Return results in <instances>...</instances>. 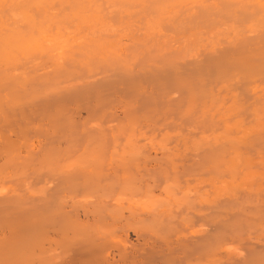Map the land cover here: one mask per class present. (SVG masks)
<instances>
[{
    "label": "rangeland",
    "instance_id": "obj_1",
    "mask_svg": "<svg viewBox=\"0 0 264 264\" xmlns=\"http://www.w3.org/2000/svg\"><path fill=\"white\" fill-rule=\"evenodd\" d=\"M215 1H216V3H215L216 7L213 5ZM218 1L219 0H214L213 4H212L211 0H208V1L204 0L202 2L206 5L207 4L212 5V7H210V8L215 7V9L208 8V10H207L206 6L203 8L200 7L201 10L199 9V7L194 8V10L196 9V11H198L200 16L198 15V13L196 15L195 11H194L195 14L194 13L191 14L193 12V10H190V12H188V14H191L190 17L193 15L197 16V17L194 16L193 21L195 20V23H196L200 20V22H198L199 24L196 23V25H195V23L192 22V20H190V17L188 18V15L185 16L184 19L181 20V21H183L181 27L186 28V30L184 31V28H183V31H182V28H180L181 30H179V32L182 31V32H180L182 35L185 32L184 35L186 36V33H187V36H188L190 33L194 32L196 30L195 32H197V34L200 36V38H203V39H201V41L203 42L202 43L203 45L201 44L198 47V49H196L197 47L195 48L198 53H195L196 51L191 50V49L187 50V53L184 55V57H186V58H184L185 61L181 60L182 61L181 62L178 60L179 63L176 64L175 66L172 65L173 66L172 69H170V67H168L165 62L170 60V59H172L173 61L175 60L174 55L178 52V48L176 46L178 39H173L174 43L171 40L166 42L168 45V46L166 45V48H168V49L165 48V50L170 51V49L172 47L173 48L176 47L177 49L174 48L175 50H173V48H172L171 49L172 52L167 51L168 53L167 52L164 53L165 50L162 49V52H161L162 54L160 55V59H159V57L153 56L154 52L152 53V51H154V50L145 49L146 47L140 48L141 47L140 45L139 46L137 45L138 46V48H137V46L134 45V42L129 41L128 37L133 38L134 39L133 41H135L137 39V37H138L137 40H139V38L142 37L141 33L143 32V30H141L140 24L136 23L135 25L130 26L133 28L135 27V29L128 28L129 31H128V34L126 36L127 38L123 36L121 38L122 40L120 39V41L118 43L119 49L124 51L125 57L127 55V58H128V56H129L128 54L134 52L135 50L139 54L136 56L135 61L133 59L131 61V59L129 57L130 60L127 59L125 62V64H126L129 61L128 65H126L124 68H119L120 66H118V64H117V62H119V61H116V62H113L116 66L113 64L114 66L113 65H112V67L108 66V67H110V68H108L104 64L103 65L99 64V65H101V67L98 65L97 67L92 69L93 71L91 70L90 72H87L83 66L75 65L76 64L75 62L69 64L68 62L63 60L62 62L64 64H62V62H60L58 59H56L57 56L53 57V55H52L51 60H53L55 58L54 61L47 60L49 62L46 63L47 61H44V60H42V62H40L37 59L28 58L27 59L28 61H30V62H31V60H33V61L31 63L30 62L27 63V61L24 60L26 62L25 64H24V62H21V61H20L21 63L15 64V66L17 68L21 67L20 69L18 68L19 70H17L15 68V71H14V67H13L14 65H12L13 70L11 69L10 71H13V74L10 71H7V72L3 71L2 72L3 76L0 74V77L2 76L0 81L3 82L4 80H7L8 83H10V81L14 82V84L13 83H10L11 85L9 84L11 87L7 84L6 85L9 87H6V85L2 86V84H4L5 81L2 84L0 83L1 84L0 96L3 95L2 98L0 97V102L4 98V103L3 102L0 103V104H2V106L0 105L1 106L0 109L4 110L3 113H2V111H0V114H1L0 115V153H1L0 154V184L2 183L1 187H0V190H2V191H0V223H1L0 224V234H1V236H0V258L2 260L4 259L3 262L1 261L2 263H4V264L10 263V261L12 260V256H15L18 253L19 254L21 253V255H23V256H28V254H26V252H29V256L27 257L28 258L27 259L28 264L30 261H31L30 264H34V260H35V264H39L41 262H42L41 264H77V262H78V264H81L79 262L83 263V261L85 262V259H88V262H85V263H90L89 261L91 258L90 259L85 258V256L90 257L89 255H90V253H92V251L90 253L84 252L87 250L85 248L86 247L85 245H83L85 247L76 246L77 248L79 247L78 249L76 248V250H75V247H74V249L69 248L67 250L65 248V250H64L60 246V244L62 243V242H60L62 234L67 231L66 225L69 226V224H71L70 221H74L77 219L75 222L79 221V224H82L81 222H83V225L86 224L85 228L83 226H81V227H83L84 230H87L88 234L89 233L92 234V232H90V231H93V228H96V230L94 229V231L97 232L98 228L95 226H97V225L99 226V224H97L96 222L95 223L97 225L94 224V222H92L93 219L96 220V218L94 215L95 212L91 211L92 210V208H91L92 204L94 206H96L97 203H95V202H98V198H97V200L96 199L94 200L93 198H84V199L81 198V200H80L79 195H77L76 198L73 199V195L70 194V192H71L70 189L72 190V188H73V187H71V184L73 186L75 184V182H76V184H79V182H80V180H77L78 178H76L74 176L75 172L72 171V168L67 167L69 165V161L71 159L75 158L74 156H76L77 154L81 153L82 155L81 154L80 155L82 157L83 155H86V154L88 155V153L90 154V153L95 152L96 150H99L100 156L103 155L102 156L103 158L102 157L101 158L105 159L106 156H109L111 158V156L109 154H112V157H113V155H117V154L119 155L122 152H127V149H130L129 151L132 150L135 153L139 150L137 153L139 155H140V152H141V155L145 153V155L147 157L148 156L151 157L150 161H152V159H154L155 157H157V158L160 157L159 160L157 158H155L158 161V162L156 161L157 163L154 160L153 161L158 165H162V163H164L163 161H165L162 158L163 157L166 158V156H167L166 154H171L173 151H175V149L179 150V148H180V150H182L181 148H184V153H185V155H184L185 156L184 157L185 166L184 167H185V169H184V172H182V174L185 173V174H183L185 176L184 177V180H185L184 181V191H185V194H184L185 195V199H184L185 200L184 201L185 202L184 203V220H185V222H184V225L185 226H183L184 227L183 230H182V228L180 230L179 225H178L179 227L176 228L177 232L181 231V233H176V234H178V235L182 234L183 235L185 233L184 234L185 235V237H184V240H185L184 250H182V253L185 254V255H183L184 256V264H264V164H263L264 163V161H263L264 160V131H263L264 126L260 125V122H259L256 124H259L260 127L263 126L261 128L262 131H260L261 129L259 130L260 127L256 130L253 129L254 128L253 127L254 121L255 122L262 121V123L264 124V117H263V119L257 120V121L254 120L252 117V115H253L252 113L256 114L257 112H258V114L264 116V87H263L264 86V54L261 53L262 56H260L261 54L258 55L259 53L254 51V50L258 51V50L262 49L264 52V30H262L263 25L260 27L259 25H261V24H259L258 25L259 27L257 26V28H255L253 30V31L256 30V32H252L253 34H250L251 31L246 29V26H244V24L247 25L249 22H251L250 21L251 18L256 15V11H255V15H253V16L251 15V14H253L254 9H251V11H252L251 12V11H246V10H250V9L244 8V10L247 12V13H245V16H244L243 15L244 13H242V12L237 13V11H236V13H235V9H237V8L234 5H226V7H224V9H223V7L219 8V5L221 6L222 4H220V2H218ZM217 4H219V5H217ZM218 8L220 9L221 12L217 10ZM231 8H232V10H231ZM222 10H224V11H222ZM211 11H213V12H211ZM232 13L233 14L235 13V14L233 15ZM142 14L143 15L147 14V10L142 12ZM135 16L137 17L138 15H135ZM169 16H170V13H168L166 16L167 22L171 21ZM198 16L200 18H198ZM112 17L116 18V16H112ZM112 17H110L108 19H111ZM236 17H239V19L238 18L236 19ZM113 18L110 20V22L116 20V19L113 20ZM188 19L190 20V22H192L191 24L188 23L189 22ZM197 19H198V21H197ZM233 20L236 22L232 23ZM241 21L244 23L243 25H242ZM252 21H253V19H252ZM193 23H194V25H193ZM209 23H211V25L212 24L213 25L209 26ZM167 24H169V23H162V25H161V31L163 33L161 31L160 32L162 33L163 36H164V33L168 32L167 30H172L170 24L169 25H167ZM184 24L188 27H186ZM232 24H233V27H236V30H234V33L236 35L235 37L233 35H231V32H230V25L232 26ZM137 25H139V26H137ZM190 25H193V26H191L192 28L196 27L197 29L193 28V31H192V28L190 27ZM226 25H228V26H226ZM221 26L225 30L224 29L222 30ZM247 26H249V25H247ZM226 27L228 30L226 29ZM243 27H245V28H243ZM213 28H215L214 31L217 30L220 32V34H217L219 32L214 33L217 35L212 34L213 36H215V38L212 35L208 34L211 30H213ZM242 28L246 29L247 32H245V30H243ZM260 28L262 31L261 30L257 31ZM21 29H24V28L22 27ZM139 29H140V33H139ZM209 29H211V30L209 31ZM240 30L241 31L243 30V31L239 32ZM198 31H200V32H198ZM205 31H206V33H204ZM134 32H135L136 36L133 35ZM169 33H171V32L169 31ZM166 34H168V33H166ZM227 34H228V36L234 37L236 39L231 38L232 40L230 39V43L226 39L223 40V37L226 36ZM162 35H160L159 38L156 37L158 40L157 44H160L162 42V40L164 39ZM219 35H220V37H219ZM261 35L263 37H261ZM187 36H186V38H187ZM211 36L213 37V39ZM160 37H162L163 39ZM204 38H208V39H206L209 42L208 43L206 41L208 44L205 43ZM112 39H113V37H112ZM219 39H220V41L218 42ZM237 40H239L238 43H237ZM257 40H260V41L258 42ZM188 41H190V40H188ZM127 42H128V44H127ZM135 43H137V42H135ZM169 43H171V44H169ZM132 44H133V46H132ZM253 44H254V46H253ZM260 44H262V46ZM170 45H172V46L170 47ZM204 45H208V46H205L206 48L204 47L205 48L204 49L203 48ZM212 45L213 46L216 45V48L213 47ZM259 46H261V47H259ZM169 47H170V49H169ZM231 47L233 48V50ZM79 48L80 47H77V46L74 47V49H79ZM235 48H237V49H235ZM131 50H132V52H130ZM150 50H151V53L149 52ZM211 50H215V51L210 52ZM145 51H147V52H145ZM243 51L244 52L246 51L248 54L250 53L248 55L249 56L248 58H247V54H246V56L244 55L245 57H243V54H242ZM253 51L255 54L256 53L257 54L253 55V53H252V55H253L252 56L251 52H253ZM140 52L141 53L145 52V54L143 53L145 55V57L142 56L143 54H141ZM259 52H262V51L260 50ZM169 53H171L170 54L171 57H170V55H168ZM236 53H237V55H236ZM234 54L236 56H234ZM200 55L201 56L203 55V56L200 57ZM231 55H233V56H231ZM151 56H153V57H151ZM149 57H151V58H149ZM187 57H189V58H187ZM232 57H236L237 59L234 60L235 58L232 59ZM256 57H258V58H256ZM259 57H261V59H259ZM224 58H229V59L231 58V60H229V59L226 60ZM245 58H247V59L245 60ZM238 59L239 60L243 59L244 61H246V65H245V62L244 63L242 61H240V62L243 63L245 66H248L247 67L248 71L246 72L247 73L246 76L249 79L248 78L243 79V77L245 78V75L243 77H241L242 76L241 72H240L241 76H239V77L236 76V77H238V79H237L235 77V75L237 73L236 74L234 73L235 75L233 74L234 77L232 76V78H235L236 80L235 79L234 80L227 79L228 81L226 82L227 84L225 85L226 88H224L225 86H223L224 84L222 83V81H223L222 77H224V75H222L220 77L219 71L224 70L223 74H225L224 72L227 69L228 70V71H226V74H227V72H230V70L234 68V71L236 70V72H237L238 69H235L236 66L234 67V65H236L238 63ZM252 59L253 60L257 59V60H255V62L258 61L257 62L258 65H257V63H253ZM37 61L40 62L41 64L40 63L37 64L38 63ZM224 61L227 62V64L224 63ZM44 62H45V65H44ZM55 62L57 64H60V66L55 65L56 64ZM150 62H151V64H149ZM247 62H248V64H247ZM51 63L53 65H51ZM152 63L157 64V65H153ZM222 63L226 66H224ZM35 64H37V65L35 66ZM23 65H25V66H23ZM31 65H32V67L35 66L36 68L35 67L32 68ZM50 65H51V67H48ZM244 65L241 64V66H244ZM22 66L23 67H30V68L24 69L25 70L24 72H26V70H28V73H26V76H25V74L23 75V73H22V71H23ZM127 66H129V67H127ZM238 66H240V65H238ZM241 66L238 68H243ZM249 66H251V67H249ZM57 67L59 69H60V67L65 68V69H63V70L61 69L62 71H60ZM116 67H117V70H116ZM161 67L163 69H161ZM209 67L211 69H209ZM254 67H257V68L254 70L253 69ZM0 68H2L1 70H4L3 66H1ZM6 68L10 69L11 67L10 68L6 67ZM197 68H198V70H197ZM29 69H33V70L35 69V70L29 71ZM54 69L55 70L58 69V72L59 71L60 72L57 73V71H56L54 73V71H53ZM119 69H120V71H119ZM165 69H166V71H165ZM173 69H175V70H173ZM205 69L206 70L208 69V70L206 71ZM249 69L253 72L249 73ZM1 70H0V73H1ZM50 70L53 72H51ZM245 70H246V67H245L244 71ZM259 71H261V72H259ZM8 72H10V74H11L10 76H12L13 79H12V77L7 78V76L9 77V75H7V74H9ZM255 72H257V73L259 72L261 74L255 75ZM29 73H30V75H29ZM253 73H254V75L250 76V74H253ZM31 74H33V76H31ZM197 74H198V76H197ZM231 74H232V72H231ZM107 75H108V77H107ZM258 75H260V76H258ZM14 76H16V78ZM229 76H231V75H229ZM30 77H31V82H30L31 84L29 83L28 85H30V86L26 87V88L30 87L29 88L30 93H29V91L26 88H24V86H25L24 84L25 83L27 84L29 82L30 79L27 82V78H30ZM32 77H35V78H32ZM157 77L159 79H157ZM54 78L57 80H55ZM178 78H180V79L182 78L181 81H185L186 84H184V86L189 84L190 88L192 87L190 90L192 92H194V94H195V95L193 94L194 97L197 94H199V95H197V98L198 97L199 98L198 99L195 98L194 102H193L196 104L192 103L197 108L195 106H193V108L190 107L192 110H195V111L190 110L192 112H190L189 114H187L188 112H186L185 108L187 107L186 105H188V103H187L189 100L188 96L190 95V94H188V92L190 93L191 91L184 92V90H188L189 88L183 89L181 91V88H178L179 86H177L178 84L177 85L174 84V83H176V81L177 82H178V80L180 81V79H178ZM240 78H241V80H239ZM250 78H251V80H250ZM43 79H45L47 81L48 80L50 81V79H51V81L49 82V84L51 86L49 87L48 86L49 84H47V86L49 88H46L47 86L44 84V83H48L47 81H40ZM69 79H71V80H69ZM24 80H25V83H24ZM33 80L34 81L36 80L37 83L34 82ZM60 80L64 81V82H61ZM201 80L204 82H201ZM38 81L42 82V83L39 82V87L42 85L41 86L42 90L40 91L39 88H37L39 92H37L35 90V88H32L33 84L35 87H38ZM58 81H60V83ZM20 82L22 83L23 87H21ZM57 82L59 83V86L55 85V84H57ZM232 82H234V83H232ZM52 85H54V86H52ZM41 87H40V89H41ZM222 87H223V90L221 89ZM231 87H233V88L231 89ZM51 88L53 89V91L52 90L48 91L49 92V94H48L46 90L47 89L49 90ZM177 88L180 90H178ZM3 89H5L7 91L4 92ZM13 89H15V90L13 91ZM19 89H21V90H19ZM137 89H139V90H137ZM193 89H197L198 91L197 90L195 91ZM229 89L231 90L232 93L230 92ZM250 90H252V91H250ZM20 91H22V92H20ZM18 92L21 94H19ZM44 92H45V94H44ZM213 92H214V94L212 95ZM12 93L14 95H16L15 99H14V96H12L13 95ZM31 93H32V95H35V97L32 96ZM163 93H164V95H163ZM230 93H231V95H234V96L237 95L236 96L237 100L234 99V100H236L235 103L238 101V103H240V104L237 103L238 107L239 108H240V106L242 107L240 109L241 112H238L239 114L237 115V118L234 117L237 114V113H235V115H234V110H233L234 108L233 109L230 108L231 106L229 105L232 102L231 99H233V97H234V96L231 97ZM5 94H8V95L11 94V95L8 96ZM41 94H42V96H41ZM47 94H48V97L45 98ZM25 95H26V97H25L26 100L24 99ZM205 95H207V97ZM209 95H212V96H209ZM18 96H19V98L21 97L20 101L22 100L21 101L22 103L26 102L27 105L25 103V104H23V106H21L22 104L18 100ZM204 96H205L206 100H205ZM213 96H214V99H212V100L214 101V103L212 105H214V106H212L213 107V109H212V107L210 106L212 101H208V99L211 100V98H213ZM9 97L11 100H9ZM33 97L35 100L32 99ZM41 97L43 98V100L41 99ZM223 97H224V99H222ZM38 98H40L39 100H41V101H37ZM16 99L19 102H16ZM225 99H226V101H225ZM257 99H258V101H257ZM205 101H206V103H205ZM9 102H10V104H9ZM29 102H30V104H29ZM207 102L210 103L209 106H207L209 104V103L207 104ZM7 103L9 104L10 107L7 105ZM11 103H13V104H11ZM3 104H5V105H3ZM15 104H17V105L21 104V105L16 106ZM189 104H190V102H189ZM180 105H181V107H180ZM13 106H16V107H13ZM217 107L218 108L220 107L219 110L221 112L224 111L226 114L233 116V117L230 116V119L228 118V120H226V121L224 120V122H226L225 125L228 127V128L226 127L228 130L225 128L224 129L227 131H225L223 129V127H224L223 123L224 122H222L221 119H220L221 121H218L219 119H217L218 116H219V118H223V116H226V115H223L224 112H222V114L220 112L221 116L223 115L222 117L220 115H218L219 112L217 114L216 113L217 111L215 110V109H217ZM225 107H227V109H225V110L229 113H227L224 110ZM18 108H20V109H18ZM198 108L200 109V112H199ZM221 108H222V110H221ZM201 109H203V110H201ZM14 110H15V112H14ZM187 110H189V109H187ZM210 110L211 111L213 110V112H215L217 114V116L215 113L209 112ZM256 110H257V112L255 113L254 111H256ZM182 111H184L185 115L182 114ZM201 111H203V113L205 115H207L206 117L204 115V117L206 119L203 116H202L203 118L201 117V114H200V113H202ZM206 112L208 114H206ZM14 114L16 117L13 116ZM105 114H106V116H105ZM182 115H183V117H182ZM238 116H240V117H238ZM225 118H227V116ZM232 118L241 119L240 123L242 124V126H241V124H239L238 120H236L238 122V125H236L237 122H236V124H234L235 121ZM260 118H262V117H259L258 119H260ZM232 122H233V124H232ZM229 125H230V127H229ZM69 126H71V127H69ZM232 126H233V128H231ZM122 127H123V129H122ZM239 127H240V129H242V128L248 129V127H251V128L253 127L252 129L254 131L252 130V132H251L249 129V131H247L245 133L246 137H243L244 133L242 135V132H241L243 130L239 131ZM221 128L223 129V131H225V133L222 131ZM238 131L241 132V134L238 133ZM209 133H210V135H209ZM211 134H214V137L219 135L218 139L221 140L223 144L219 143L218 142L219 140L215 139L214 143L218 142L217 144H219V145L221 144V145L218 147L216 145V146H214L215 147L214 148L213 147L214 144L212 143V140H211V144H213V145H210L208 140H210V138H212ZM204 135H206V136L209 135L210 138L208 136H207V139L209 138L208 140H206V137H205V139L202 138ZM252 135L256 139L254 137H252ZM247 136H249V138ZM131 138H132V140H131ZM201 138L203 141L205 140L204 145H208V143H209V147H212V148H210V149L204 148L203 147L204 145L202 144L203 142L202 143L199 142L201 140ZM237 138H239V139H237ZM242 138H246V139L244 140ZM259 138H261V139H259ZM91 139H93V140H91ZM125 139H127V140H125ZM235 139H237V140H235ZM206 141L208 143H206ZM238 141H240V142H238ZM255 141H256V143H254ZM261 141H262V143H261ZM74 142H75V145L73 144ZM105 142H106V145H105ZM193 142L194 143L198 142L199 145H200V143L202 145L200 147H198V143H197L196 144L197 147H195ZM190 144L192 146L186 148V146H189ZM237 145H239V146H237ZM99 147H100V149H98ZM11 148H12V150H11ZM17 148H18V150H17ZM260 148H262V149L260 150ZM215 149H216L217 153H215L216 152ZM239 149H240V151H239ZM76 150H78V151H76ZM92 150H93V152H92ZM168 150L170 152L171 151L172 152L170 153ZM11 151H13L12 153H14V156H12V153H8ZM162 152H163V154H162ZM104 153L107 154L105 157H104ZM212 153H214V154L212 155ZM223 153H225V154H223ZM229 153H231V155H229ZM9 154H11V155H9ZM154 154L157 156H155ZM145 155H142V157H144ZM146 156H145L146 159L145 158L140 159V162H141V160L143 161V163L141 165V166H143V170L145 169L144 165H145L146 161H148L147 159H150V158H147ZM224 156H227V157L229 156V159H226L227 157L224 158ZM238 156H240L241 158ZM71 157H73V158H71ZM152 157H154V158H152ZM208 157H210V158H208ZM237 157L242 160V162H241L242 166L239 163L240 159L238 161ZM219 158H221V159H219ZM108 160H110V159L108 158ZM221 160L222 161H226V160L229 161V164L231 165L230 169L233 168L234 170L231 169L229 171V169H228L229 167L227 164H226L227 165V167H226L227 169H226L225 168L226 165L224 166L222 164L223 162ZM230 160H231V162H230ZM232 160H234V162H232ZM243 160L246 163L249 162L247 165L248 166L250 165V166L249 167L246 166L245 165L246 163ZM101 161H104V160H101ZM105 161H106V159H105ZM159 161H162V162L160 163ZM194 161H196V162H194ZM260 161H261V163H260ZM104 162H102L103 164H101L102 167L100 166V168L103 169L102 172H104L105 174L108 173L107 175L110 177L114 176L113 178H117L120 175L117 173L120 171L115 169V167H114L115 164L113 162L108 161V162H110V166H107V165L103 166ZM106 162H105V164H106ZM237 162H238V164H237ZM243 162H244V165H243ZM9 163L10 164L12 163V164L10 165ZM155 163H153V162L151 163L148 161L146 166H145L146 172H147V170H150L149 166H152ZM232 163H234V165H232ZM63 165H65V166H63ZM237 165L238 166L240 165V167H238V168L236 167V169H235V167H233V166H237ZM63 167H64V169H62ZM59 169H61V170H59ZM232 170L234 172H231ZM138 171H140V170H138ZM237 171L239 173H236ZM73 172H74L73 176L75 178L72 176ZM152 172L153 171H151V174H152ZM246 172H247V175H249L251 177L246 176L245 175ZM120 173H122V172H120ZM142 173L144 174V176H146L145 172L142 171ZM155 173H157V172H154L153 174H155ZM249 173H251L252 175ZM59 174H61V176ZM134 174H136L137 177L139 176L138 173H134ZM143 174H142V180L145 179L146 184L150 185L151 184L150 182H152V180H154L153 178H151V177H153V174L150 177V179H152V180H150L147 177L143 179V177H144ZM146 174H148V173H146ZM123 175H125V174L124 173L121 174L117 178V181H119L122 177L124 178ZM244 175L246 176L245 179L248 180L250 178L249 179L250 182H248V181L246 182V180L243 182V180H244L243 176ZM140 176L138 177L139 178L138 181L134 182V183H136L135 185L139 184V182L141 181ZM154 177L156 178L155 175H154ZM73 178H74V180H71ZM123 178L121 180H125V178L124 179ZM251 178H252V182H251ZM156 179H158V178H156ZM156 179L154 181H157V183L153 182L152 183L153 185L151 184V187H152L151 192L146 191L147 193H149L148 194L149 196L152 195L151 193H153V197L157 196L156 194L158 193V189L156 191V188H157L156 186L159 187V184H158L159 180H156ZM3 182H5V183H3ZM70 182H71V184H70ZM122 182L120 181V183H122ZM245 183L246 184L248 183V184L246 185ZM253 183H254V185H253ZM21 184H22V186H21ZM80 184H81V182H80ZM243 184H244V186H243ZM68 185H70V186H68ZM224 185H227V187L226 186L224 187ZM114 186H116V184ZM114 186H112L113 192L110 193L111 195L109 193H107L106 197L107 196H109V197H107V199H106V197L104 196L106 199L105 201L102 198V201H104V203L105 202L107 203L106 206H104V204L102 206H104V208L106 207L107 210H109V211L113 208L112 209V210H114L113 212H115V210L118 209V211H117L118 217L116 216L115 213H114L115 214L114 215L112 212L111 213L113 215L108 214L109 212L105 211V209H104V211L103 210L102 211L104 212L103 213L104 219H105V217H107L106 216V214H107V215H109V218H111V216H113V218H115L117 220L115 221V219H113V218H111L110 221L106 220V222H105V220H97L101 224L100 226H102V223L105 222V225L107 227L109 223L111 224V221H112V223L115 221L116 224H114V223L113 224L116 225V227L118 225L117 224V222H118L119 223L118 227L121 226L120 228L121 229L123 228V230H120V228L119 229L116 228L120 231V232H116V233L117 234L119 233L118 235L121 234V236H122L121 238L126 241V243H127V244H125L127 246L126 251H124V245L122 244V246H123V248H122V246H120L116 242V239H114V241L112 242L114 244H112V245L113 246H116V245L120 246L122 249H120L118 246H117V249L119 248L120 251H123V253L127 254L129 252V254H127V257L130 256L128 259L132 262L129 264H134L133 262H135V264H153V263H151L152 259L157 264H160V263H158L160 258H161L160 260L162 261L161 264H167L166 260H167V258H168V260L171 259L170 257L173 254V252H172L173 250L170 251L171 250V248H170V250L167 252L166 248L165 249L163 248L164 251L158 249V251L159 250L162 251V253L159 254L160 252H157V250H156L157 248L153 247L155 249L151 250V252H149L148 250H150L152 248L149 244V243H152L150 241L153 240V243H154V241H155L154 239H156V237L153 238V234L155 232L154 233L149 232L151 234V237H150V234L148 236L146 234L150 230L149 228H148L149 230H147V232L141 231V235L143 236V233H144L146 237H145V239H142V240L140 239L141 240L140 241L138 238L141 235L140 236L137 235L139 233H136L135 230L133 229L135 225L133 227H131L132 224L138 225L137 222H138L139 216H141L142 214H144V216H145V214H148V212H146L145 209L141 210V207H142L141 205L143 203L142 204L139 203L138 206L137 205L134 206V204L130 205V203L128 204V202H130V200H128V201L123 200V201H121V203H119L120 201L115 203L114 199L116 197L115 196L116 193H114V191H116V189H114L115 188ZM9 187H11L10 190L8 189ZM74 187L76 188L79 186L77 185ZM120 187H118V188L120 189ZM154 187H156V188H154ZM119 189L117 192H119ZM140 189H141V187H140ZM147 189H151V188H147ZM260 189H261V191H260ZM153 190H155V191H153ZM142 191H139V192H142ZM3 192H4V194H3ZM79 192H80V190L78 189L77 193H79ZM154 192L156 193L155 196H154ZM112 194H115V195H112ZM191 194H193V195H191ZM70 195L72 196V198L70 197ZM15 196L18 198H16ZM87 199L89 201H87ZM137 199L138 198H135L134 200H137ZM71 200L73 203H71ZM142 200H144V199H142ZM100 201H101V199H100ZM140 201L141 200H139L138 202H140ZM90 203H91V206H90ZM98 203H99V205L101 204L100 202H98ZM58 205H60V206L58 207ZM159 205H161V204H159ZM162 206L163 205H161L160 207H162ZM135 207H137L138 209ZM146 207L149 210L150 207H148L146 205L144 208H146ZM100 208H101V206H100ZM131 209H133V210H131ZM84 210H86V213ZM87 210L93 212V214H90L91 212L88 213ZM130 210L132 213L129 212ZM150 210H149V213H150ZM133 211H136L137 215H139V213H141V214L136 218H132V217H135V215H136V213L134 214ZM50 212H52V213H50ZM1 213H3V214H1ZM128 213H131V214H128ZM85 214H88L87 216H89V214L91 216L94 215L93 219H91L92 218L91 216H89L87 218L85 216ZM99 214H101V213H99ZM2 215L6 216V217H4ZM101 215H100V217H102ZM120 215H121V217H120ZM127 215H129V217L125 218V216H127ZM97 216L99 217V215H97ZM144 216H142V217H144ZM103 217L99 218V219H103ZM119 218H121L122 220L124 218L127 221V223H128L129 219H132V223L129 221V223L127 224V223H125V221L123 222L122 220H119ZM145 218H148L149 220H151L150 219L151 215H150V217L147 215V217H145ZM48 219H50V220L48 221ZM134 219L137 220V222ZM133 220L135 223H133ZM84 222H85V224H84ZM45 223H47V224H45ZM63 223H64V225H63ZM90 223H92L91 226H94V227H92V230L89 231L88 229H91V228H87L86 226L88 224V227H90L89 226ZM141 224H143V223H141ZM147 225H151L153 227L152 223L149 224V222H148ZM114 228L115 227H112V229H114ZM109 229H110V227H109ZM109 229H106V230L109 231ZM112 229H110L109 232L114 233L115 231H118L115 229H114V231H112ZM28 230H30V231H28ZM84 230H82V231L84 232ZM94 231H93V233H94ZM123 231L126 233L123 234L124 233ZM182 231H183V233H182ZM160 232H161V230L158 233L154 234V236L159 234ZM162 232H165V234L160 233V234L164 235L162 237H168L171 234H174L175 237L172 236L173 237L172 239L176 238L175 240H177V236L175 235V233L170 234L169 233L170 231L169 232L168 231L167 232L162 231ZM116 233H115V236L117 235ZM91 234H89V236H91ZM93 235L97 236L98 234L95 233ZM93 235L91 237H93L97 243V241H98L97 239L98 238L100 239L101 236L94 237ZM11 237H12V239H11ZM91 237H90V239H91ZM125 237L127 239H125ZM136 237H138V238H136ZM148 237L151 238L150 241H148L149 240ZM158 237L159 236H157V238ZM8 238L11 240H9ZM7 239L9 241H7ZM143 240L145 243H146V241H148L146 243L147 246L145 245ZM175 240H173L172 242H174ZM33 241H34V243H33ZM156 241H157V239H156ZM170 242L171 241L169 240V244H170ZM138 243H139V247H138ZM153 243H152V245H154ZM157 243H158V241H157ZM17 244L19 245V247ZM128 244H129V246L133 245L134 247L130 248L128 246ZM148 244L150 247L148 246ZM142 245L145 247H143ZM10 246H12V249H10L11 248ZM158 246H159V248H162V247H160L159 244H158ZM170 246H171V244H170ZM173 246H175V244H172V247ZM24 247H27V249ZM156 247H157V245H156ZM166 247H168V246H166ZM169 247H168V249H169ZM29 248H32V249L29 250ZM83 248H85V249L81 250ZM107 248H109V246ZM111 248H113V247H111ZM114 248H116V247H114ZM34 249H36V250H34ZM135 249H136V251H135ZM181 249L182 248H180V250L178 249L179 251H177V252L181 253ZM42 250L44 251L43 253H42ZM111 250H113V251H111ZM111 250H109L111 255H112V253L115 254V253H118V251H119L116 249L115 250L117 252H115L114 249H111ZM165 250L167 253L165 252ZM32 251H34V252L32 253ZM104 251L106 252V249ZM145 251H148L150 253V255H149V253L147 254V252L145 255ZM65 252L66 253L70 252V254H66ZM76 252H77V254H76ZM105 252H104V254L110 256V257H108L110 259L107 260V262H109L110 264L112 262H114L113 261L114 259L117 260V258H118V260H120L122 258V257H120L121 253L119 254L120 256H118V257L116 256L117 254L115 256L111 257L108 250H107L108 253L107 252L105 253ZM170 252H172V254ZM174 252L177 253L176 250H174ZM30 253L32 254L31 256L33 257V259L31 258ZM63 253H64V256H63ZM152 253H154L153 255L156 254L155 255L156 257L152 256ZM178 253L176 254V256H178L180 254V253L179 254ZM87 254H88V256H87ZM41 255H42V258H41ZM92 255L94 257L96 256V254H94V253H92ZM92 255H91V257H92ZM106 255H104V256H106ZM176 256H173V257L175 258ZM179 256L181 257V255H179ZM178 257H176L177 260L176 261L173 260V262L175 261L178 264L179 263ZM104 258H106V257H104ZM150 258H152V259H150ZM32 261H33V263H32ZM119 262L115 261V263H112V264H124L123 263L124 260H122V259ZM175 262L172 264H175ZM170 264H171V262H170ZM180 264H182V263L180 262Z\"/></svg>",
    "mask_w": 264,
    "mask_h": 264
},
{
    "label": "bare ground",
    "instance_id": "obj_2",
    "mask_svg": "<svg viewBox=\"0 0 264 264\" xmlns=\"http://www.w3.org/2000/svg\"><path fill=\"white\" fill-rule=\"evenodd\" d=\"M204 1V0H203ZM202 0H0V65L1 66H3L4 67V70H1L2 68H0V70H1V75L3 76V74H2V72L3 71H10L11 69L13 70V68H12V65H14L13 67H14V71H15V68L17 69V70H19L16 66H15V64H17V63H21V62H24V64L26 63L25 61H27V63L28 62H30V61H28L27 59L28 58H32V59H37L38 61H40V62H42V60H44V61H47V60H50V61H54L55 60V58L53 59V60H51V58H52V55H53V57H55V56H57L56 57V59H58L60 62H62L63 60L64 61H66V62H68L69 64H71V63H73V62H75L76 64L75 65H79V66H83L85 69H86V71L87 72H90L92 69H94L95 67H97L99 64H104L106 67H108V66H110V67H112V65L114 64L113 62H116V61H119V62H117V64H118V66H120L119 68H124L126 65H128V62L125 64V62H126V60L127 59H129V57H130V59H131V61H132V59L135 61L136 60V56L137 55H139L137 52H136V50L134 51V52H132V50L130 51V52H132V53H129L128 55V58H127V55H126V57L124 56L125 54H124V51L123 50H121V49H119V46H118V43H119V41H120V39L124 36V37H126L127 36V34H128V28H133V27H130V26H132V25H135L136 23L137 24H140V26H141V30H143V32L141 33L142 34V37L141 38H139V40H137L138 39V37H137V39L135 40V41H133L134 39L133 38H129L128 37V39H129V41H131V42H134V45L135 46H141L140 48H145V49H152V50H154V51H152V53L154 52V54H153V56L154 57H159V59H160V55L162 54L161 52H162V49L163 50H165V48H166V45H167V43L166 42H168L169 40H171L173 43H174V41H173V39H178V42L176 43L177 45V48H178V52L174 55V57H175V60L173 61L172 59H170V60H168V61H166L165 63H166V65L168 66V67H170V69H172L173 68V66L172 65H176V64H178L179 62H178V60L179 61H181V60H184L185 61V59L184 58H186V57H184V55L187 53V50H189V49H191V50H194V51H196V49H198V47L203 43L202 41H201V39H203V38H200V36L197 34V32H192V33H190L188 36H187V33H186V36H187V38H186V36L184 35L185 34V32H184V34L182 35L180 32H182L183 31V28L181 27V25H182V22L183 21H181L182 19H184V17L185 16H187L188 15V18L190 17V15L191 14H193L194 13V11H195V13H196V15H197V13H198V11H196V9L194 10V8H198L199 7V9L201 10V8L200 7H207V10H208V8H210V7H212V5H210V4H204V3H202L203 2ZM208 1V0H207ZM212 1V4H213V2H214V0H211ZM223 1V2H222ZM218 2H220V4H222L221 6L219 5V4H217V5H219V8L220 7H223V9H224V7H226V5H234V6H236V8L237 9H235V13H236V11H237V13H239V12H242V13H244L243 15L245 16V13H247L246 11H251V9H254V12H253V14H251L252 16L253 15H255V11H256V15L255 16H253L252 18H251V22H249L247 25H249V26H247V25H245L242 21V25L244 24V26H246V29H248V30H250L251 32H250V34H253L252 32H256V30L255 31H253L255 28H257V26L259 25V24H261V25H259L260 27L262 26L263 28H264V0H219ZM211 3V2H210ZM215 3H216V1L214 2V6L216 7V5H215ZM215 7L214 8H210V9H215ZM217 9L218 11H220V9ZM233 8V7H232ZM232 8H231V10H232ZM244 8H246V9H250V10H244ZM222 9V8H221ZM145 10H147V14H145V15H143L142 14V12H144ZM190 10H193V12L191 13V14H188V12H190ZM217 11V12H218ZM222 11H224V10H222ZM244 11V12H243ZM211 12H213V11H211ZM221 12V11H220ZM230 12V11H229ZM252 12V11H251ZM168 13H170V16H169V18L171 19V21H168L167 22V14ZM187 13V14H186ZM194 13V14H195ZM234 13V14H235ZM201 14V13H200ZM212 14V13H211ZM233 14V13H232ZM233 14V15H234ZM135 15H138L137 17L135 16ZM196 15H193V16H191L190 17V20H192V22H194L195 23V20L193 21V18H194V16L195 17H197ZM198 15H199V13H198ZM210 15V14H209ZM224 15V14H223ZM112 16H116V18H113ZM200 16V15H199ZM198 16V18H200ZM230 16V15H229ZM228 16V17H229ZM110 17H112L113 18V20L114 19H116V20H114V21H111L110 22V20L112 19H108V18H110ZM239 19V17H236V19ZM244 18V17H243ZM187 19V18H186ZM252 19H253V21H252ZM189 20V19H188ZM190 20H189V22L188 23H192V22H190ZM205 20V19H204ZM224 20V19H223ZM197 21H198V19H197ZM213 21V20H212ZM246 21V20H245ZM198 22H200V20L198 21ZM198 22H196V23H198ZM234 22H236V21H232V23H234ZM240 22V21H239ZM162 23H169L170 24V26H171V28H172V30H167L168 32H166V33H168V34H166V33H164V36L162 35V31H161V25H162ZM194 23H193V25H194ZM196 23H195V25H196ZM212 23V22H211ZM211 23H209V26L211 25ZM263 23V24H262ZM169 24H167V25H169ZM199 24V23H198ZM197 24V25H198ZM185 25V24H184ZM189 25V24H188ZM193 25H190V27L191 26H193ZM206 25V24H205ZM213 25V24H212ZM211 25V26H212ZM220 25V24H219ZM222 25V24H221ZM224 25V24H223ZM137 26H139V25H137ZM186 26V25H185ZM226 26H228V25H226ZM237 26V25H236ZM258 26V27H259ZM24 28V29H21V28ZM169 27V26H168ZM186 27H188V26H186ZM189 27V28H190ZM200 27V26H199ZM198 27V28H199ZM180 28H182V31H180L179 32V30H181ZM192 28V27H191ZM194 28V27H193ZM193 28H192V31H193ZM207 28V27H206ZM229 28V27H228ZM238 28V27H237ZM243 28H245V27H243ZM242 28V29H243ZM262 28V30H264ZM133 29H135V27L133 28ZM169 29V28H168ZM194 29H197L196 27L194 28ZM214 29L215 28H213V30H211V29H209V35H212V34H214V33H216V32H219V31H217V30H215L214 31ZM221 29L223 30L224 28H222V26H221ZM226 29H227V27H226ZM239 29V28H238ZM246 29H243V30H245V32H247L246 31ZM186 30V28H184V31ZM189 30V29H188ZM191 30V29H190ZM225 30V29H224ZM228 30V29H227ZM234 30H236V27H233V24H232V26L230 25V32H231V35H233L234 37L236 36L235 35V33H234ZM242 30V31H243ZM261 30V28L260 29H258L257 31H260ZM261 30V31H262ZM162 33H161V32ZM169 31L171 32V33H169ZM233 31V32H232ZM241 30L239 31V32H242ZM131 32V31H130ZM165 32V31H164ZM198 32H200V31H198ZM223 32V31H222ZM226 32V31H225ZM249 32V31H248ZM139 33H140V29H139ZM138 33V34H139ZM203 33V32H202ZM201 33V34H202ZM204 33H206V31L204 32ZM203 33V34H204ZM228 33V32H227ZM131 34V33H130ZM166 34V35H165ZM217 34H220V32L219 33H217ZM217 34H214V35H217ZM226 34V33H225ZM229 34V33H228ZM228 34L226 35V36H222L223 37V40L224 39H226L227 41H229V43H230V39L231 38H233V39H236V38H234V37H230V36H228ZM243 34V33H242ZM133 35H135V32H134V34ZM140 35V34H139ZM138 35V36H139ZM160 35H162L163 36V38L162 37H160V38H162L163 40H162V42L160 43V44H157L158 43V40H157V38L156 37H158L159 38V36ZM206 35V34H205ZM222 35V34H221ZM136 36V35H135ZM185 36V37H184ZM213 36V35H212ZM211 36V37H212ZM260 36V35H259ZM112 37H113V39H112ZM131 37V36H130ZM202 37V36H201ZM206 37V36H205ZM214 38H215V36H213ZM213 37H212V39H213ZM219 37H220V35H219ZM261 37H263L262 35H261ZM127 38V37H126ZM185 38V39H184ZM210 38V37H209ZM260 38V37H259ZM190 40V41H188V40ZM205 40V43L206 44H208L209 42L206 40V39H208V38H204ZM122 40V39H121ZM232 40V39H231ZM262 40V39H261ZM161 41V40H160ZM208 43H207V42ZM220 41V39L218 40V42ZM238 41L239 40H237V43H238ZM258 42L260 41V40H257ZM135 42H137V43H135ZM172 43V44H173ZM262 43V42H261ZM127 44H128V42H127ZM169 44H171V43H169ZM212 44V43H211ZM174 45V44H173ZM203 45V44H202ZM224 45V44H223ZM261 46H262V44H260ZM80 47L79 49H74V47ZM127 46V45H126ZM132 46H133V44H132ZM134 46V47H135ZM138 46H137V48H138ZM168 46V45H167ZM172 45H170V47H171ZM205 46H208V45H204L203 46V48L205 47ZM211 46V45H210ZM213 46V45H212ZM236 46V45H235ZM253 46H254V44H253ZM256 46V45H255ZM261 46H259V47H261ZM170 47H169V49H170ZM197 47V48H196ZM213 47H215L216 48V45L215 46H213ZM226 47V46H225ZM122 48V47H121ZM130 48V47H129ZM132 48V47H131ZM173 48V47H172ZM171 48V49H172ZM174 48H176V47H174ZM173 48V50H175ZM176 48V49H177ZM196 48V49H195ZM206 48V47H205ZM204 48V49H205ZM228 48V47H227ZM232 48V47H231ZM166 49H168V48H166ZM171 49H170V51H171ZM201 49V48H200ZM199 49V50H200ZM235 49H237V48H235ZM234 49V50H235ZM139 50V49H138ZM190 50V51H191ZM232 50H233V48H232ZM231 50V51H232ZM262 51V52H259V51ZM260 50H258V51H256V50H254L255 52H258L259 54L258 55H260L261 53L262 54H264V52H263V50L262 49H260ZM140 51V50H139ZM170 52L169 50H165V52L164 53H166V52ZM213 51H215V50H211L210 52H213ZM254 51L253 52H251V55H252V53H253V55L255 54L254 53ZM145 52H147V51H145ZM145 52H140L141 54H145ZM150 53H151V50L149 51ZM167 52V53H168ZM172 52V51H171ZM176 52V51H175ZM200 52V51H199ZM234 52V51H233ZM244 52V51H243ZM242 52V54H243V57H245L246 56V54H247V58L249 57L248 55L250 54H248L246 51V53L244 52L243 53ZM195 53H198L197 51L195 52ZM202 53V52H201ZM127 54V53H126ZM142 55V56H144L145 57V55ZM171 53H169L168 55H170ZM173 54V53H172ZM204 54V53H203ZM215 54V53H214ZM230 54V53H229ZM233 54V53H232ZM257 54V53H256ZM255 54V55H256ZM262 54L260 55V56H262ZM147 55V54H146ZM149 55V54H148ZM166 55V54H165ZM236 55H237V53H236ZM235 54H234V56H236ZM245 55V56H244ZM252 55V56H253ZM35 58H34V57ZM153 56H151V57H153ZM163 56V55H162ZM203 56V55H202ZM201 55H200V57H202ZM231 56H233V55H231ZM151 57H149V58H151ZM170 57H171V55H170ZM199 57V58H200ZM218 57V56H217ZM255 57V56H254ZM253 57V58H254ZM50 58V59H49ZM169 58V57H168ZM187 58H189V57H187ZM194 58V57H193ZM235 58V59H234ZM247 58H245V60L247 59ZM252 58V57H251ZM256 58H258V57H256ZM129 59V60H130ZM158 59V60H159ZM197 59V58H196ZM224 59H226V60H228L229 58H224ZM232 59H234V60H236L237 58L236 57H232ZM250 59V58H249ZM259 59H261V57H259ZM25 60V61H24ZM31 60V59H30ZM225 60V61H226ZM229 60H231V58L229 59ZM253 60V59H252ZM255 60H257V59H255ZM255 60H253L252 62L253 63H257L258 61H256L255 62ZM21 61V62H20ZM33 60H31V62H32ZM37 61V62H38ZM133 61V62H134ZM151 61V60H150ZM183 61V62H184ZM224 61V63H226L227 64V62H225ZM240 61H242L243 63L245 62V65H246V61H244L243 59L242 60H239L238 59V63L236 64V65H234V67H235V69H238L237 70V72H236V70L234 71V68L233 69H231L230 70V72H227V74H226V71H228L226 68V70H225V74H223V71H219L220 72V77L222 76V75H224V77H222L223 78V81H222V83L224 84L223 86H225L227 83V79H232V80H234L235 78H232V76H233V74L235 73H237L236 75H235V77L236 76H241V74H242V76L241 77H243L244 75H245V78L243 77V79H246V78H248L247 76H246V72L248 71L247 69V67L248 66H245L243 63H241ZM30 62V63H31ZM35 62V61H34ZM40 62H38L37 64H39ZM49 61H47L46 63H48ZM182 62V61H181ZM249 62V61H248ZM248 62H247V64H248ZM251 62V63H252ZM53 63V62H52ZM51 63V65H53ZM56 63V62H55ZM54 63V64H55ZM132 63V62H131ZM145 63V62H144ZM229 63V62H228ZM250 63V62H249ZM37 64H35V66L37 65ZM41 64V63H40ZM62 64H64L63 62H62ZM139 64V63H138ZM149 64H151V62L149 63ZM153 64V63H152ZM214 64V63H213ZM223 64V63H222ZM241 64L242 65H244V66H241ZM44 65H45V62H44ZM48 65V64H47ZM51 65L50 66H48V67H51ZM55 65H58V66H60V64H55ZM115 65V64H114ZM113 65V66H114ZM141 65V64H140ZM144 65V64H143ZM153 65H157V64H153ZM164 65V64H163ZM165 65V66H166ZM224 65V64H223ZM238 65H240L241 67H243V68H238V67H240V66H238ZM252 65V64H251ZM257 65H258V63H257ZM256 65V66H257ZM260 65V64H259ZM0 66V67H1ZM23 66H25V65H23ZM22 66V68H23V71H22V73H23V75L25 74V76H26V73H28V70H26V72H24L25 70V68L27 69V68H30V67H23ZM34 66V67H35ZM66 66V65H65ZM64 66V67H65ZM73 66V65H72ZM100 67H101V65H99ZM116 66V65H115ZM162 66V65H161ZM187 66V65H186ZM222 66V65H221ZM224 66H226V65H224ZM262 66V65H261ZM6 67H11L10 69H7ZM31 67H32V65H31ZM34 67H32V68H34ZM46 67V66H45ZM54 67V66H53ZM110 67H108V68H110ZM127 67H129V66H127ZM158 67V66H157ZM181 67V66H180ZM217 67V66H216ZM220 67V66H219ZM233 67V66H232ZM245 67H246V70L244 71V69H245ZM249 67H251V66H249ZM7 70H6V69ZM36 68V67H35ZM58 68V67H57ZM74 68V67H73ZM76 68V67H75ZM104 68V67H103ZM115 68V67H114ZM142 68V67H141ZM230 68V67H229ZM257 67H254L253 69L255 70ZM260 68V67H259ZM258 68V69H259ZM53 69V68H52ZM59 69V68H58ZM58 69L57 70H53L54 71V73L57 71V73H59L60 71H62L63 69H65V68H62V67H60V71L58 72ZM62 69V70H61ZM160 69V68H159ZM161 69H163L162 67H161ZM168 69V68H167ZM201 69V68H200ZM209 69H211L210 67H209ZM243 71H241V70ZM16 70V71H17ZM30 70H33V69H29V71ZM35 70V69H34ZM33 70V71H34ZM114 70V69H113ZM116 70H117V67H116ZM149 70V69H148ZM173 70H175V69H173ZM197 70H198V68H197ZM206 70V69H205ZM208 70V69H207ZM206 70V71H207ZM260 70V69H259ZM32 71V72H33ZM51 71V70H50ZM53 71H51V72H53ZM68 71V70H67ZM72 71V70H71ZM93 71V70H92ZM119 71H120V69H119ZM139 71V70H138ZM155 71V70H154ZM165 71H166V69H165ZM172 71V70H171ZM177 71V70H176ZM234 71V72H233ZM251 70L249 69V73H252L253 71H251ZM263 71V70H262ZM10 72H12V74H13V71H10ZM10 72H8L9 74H7V75H9V77L7 76V78H11L12 76H10L11 74H10ZM21 72V71H20ZM104 72V71H103ZM136 72V71H135ZM216 72V71H215ZM231 72H232V74H231ZM240 72H241V74H240ZM245 72V73H244ZM259 72H261V71H259ZM257 73V72H255V75H257V74H261V73ZM21 73V74H22ZM47 73V72H46ZM65 73V72H64ZM70 73V72H69ZM72 73V72H71ZM92 73V72H91ZM99 73V72H98ZM159 73V72H158ZM174 73V72H173ZM176 73V72H175ZM200 73V72H199ZM202 73V72H201ZM218 73V72H217ZM229 73V74H228ZM6 74V73H5ZM34 74V73H33ZM33 74H31V76H33ZM74 74V73H73ZM156 74V73H155ZM178 74V73H177ZM189 74V73H188ZM15 75V74H14ZM29 75H30V73H29ZM54 75V74H53ZM57 75V74H56ZM60 75V74H59ZM63 75V74H62ZM205 75V74H204ZM229 75H231V76H229ZM251 75H254V73L253 74H250V76ZM1 76V77H2ZM17 76V75H16ZM16 76H14L15 78H16ZM28 76V75H27ZM52 76V75H51ZM50 76V77H51ZM156 76V75H155ZM168 76V75H167ZM197 76H198V74H197ZM203 76V75H202ZM201 76V77H202ZM258 76H260V75H258ZM1 77H0V79H1ZM6 77V76H5ZM18 77V76H17ZM49 77V76H48ZM57 77V76H56ZM69 77V76H68ZM107 77H108V75H107ZM131 77V76H130ZM181 77V76H180ZM234 77V76H233ZM238 77H236L237 79H238ZM19 78V77H18ZM17 78V79H18ZM32 78H35V77H32ZM59 78V77H58ZM171 78V77H170ZM225 78V79H224ZM12 79H13V77H12ZM30 79V80H29ZM55 79V78H54ZM100 79V78H99ZM157 79H159L158 77H157ZM176 79V78H175ZM178 79H180V78H178ZM182 79V78H181ZM181 79H180V81L178 80V82L176 81V83H174V84H178L177 86H179L178 88H181V91L183 90V89H188V90H184V92H188V91H191L190 89L192 88H190V85L188 86V85H185L184 86V84H186L185 83V81H181ZM249 79V78H248ZM247 79V80H248ZM256 79V78H255ZM3 80V79H2ZM15 80V79H14ZM20 80V79H19ZM23 80V79H22ZM28 80H29V82H28ZM37 80V79H36ZM36 80L34 81V82H36ZM55 80H57V79H55ZM69 80H71V79H69ZM236 80V79H235ZM239 80H241V78L239 79ZM250 80H251V78H250ZM5 82L7 81V80H4ZM3 81V82H4ZM10 81V80H9ZM40 81H47V80H45V79H43V80H40ZM40 81H38V87H35L34 86V84H33V87L32 88H35V90L37 91V92H39L38 91V89L37 88H39V90L41 91L42 90V85L40 86L41 87V89H40V87H39V82ZM50 81H51V79H50ZM49 80L47 81L48 83H44L46 86H47V84H49V82H50ZM61 81V80H60ZM60 81H58L59 83H60ZM147 81V80H146ZM2 81H0V83L2 84L3 83ZM4 82V84H2V86L4 85H9L10 83H13L14 84V82H12V81H10V83H8V81L5 83ZM18 82V81H17ZM27 84L25 83V80H24V88H26L27 86H30V85H28L30 82H31V77L30 78H27ZM57 82V84H55V85H57V86H59V83ZM61 82H64V81H61ZM116 82V81H115ZM144 82V81H143ZM157 82V81H156ZM201 82H204V81H202L201 80ZM225 82V83H224ZM230 82V81H229ZM235 82V81H234ZM234 82H232V83H234ZM248 82V81H247ZM37 83V82H36ZM35 83V84H36ZM40 83H42V82H40ZM67 83V82H66ZM132 83V82H131ZM163 83V82H162ZM188 83V82H187ZM192 83V82H191ZM221 83V84H222ZM231 83V84H232ZM245 83V82H244ZM256 83V82H255ZM1 84H0V86H1ZM31 84V83H30ZM62 84V83H61ZM149 84V83H148ZM219 84V83H218ZM236 84V83H235ZM6 85V87H9V86H7ZM20 85H21V87H23V85H22V83L20 82ZM69 85V84H68ZM229 85V84H228ZM44 86V85H43ZM49 87L51 86L50 84L48 85ZM46 87V88H49V87ZM52 86H54V85H52ZM88 86V85H87ZM11 87V86H10ZM13 87V86H12ZM20 87V88H21ZM79 87V86H78ZM164 87V86H163ZM184 87V88H183ZM186 87V88H185ZM213 87V86H212ZM264 87V86H263ZM16 88V87H15ZM29 88L30 87H28V88H26L28 91H29V93H30V90H29ZM45 88V89H46ZM125 88V87H124ZM137 88V87H136ZM177 88V89H178ZM214 88V87H213ZM224 88H226V86L224 87ZM230 88V87H229ZM233 87H231V89H232ZM7 89V88H6ZM10 89V88H9ZM23 89V88H22ZM44 89V90H45ZM72 89V88H71ZM78 89V88H77ZM161 89V88H160ZM222 90H223V87L221 88ZM251 89V88H250ZM254 89V88H253ZM4 90V92L5 91H7V90H5V89H3ZM12 90V89H11ZM15 89H13V91H14ZM19 90H21V89H19ZM33 90V89H32ZM50 90H52L53 91V89L51 88V89H47L46 91H47V93L49 94V92L48 91H50ZM64 90V89H63ZM137 90H139V89H137ZM178 90H180V89H178ZM177 90V91H178ZM193 90H197V89H193ZM205 90V89H204ZM220 90V89H219ZM221 90V91H222ZM225 90V89H224ZM230 90V89H229ZM237 90V89H236ZM249 90V89H248ZM45 91V92H46ZM164 91V90H163ZM198 91V90H197ZM208 91V90H207ZM226 91V90H225ZM238 91V90H237ZM250 91H252V90H250ZM249 91V92H250ZM10 92V91H9ZM20 92H22V91H20ZM35 92V91H34ZM45 92H44V94H45ZM59 92V91H58ZM166 92V91H165ZM192 92V91H191ZM189 93L188 92V94H190L189 96H188V98H189V100H188V105H186L187 107L185 108L186 109V112H188L187 114H189L190 112H192V111H195V110H192L190 107H192L193 108V106H195V105H193V104H196V103H193L194 102V99L196 98V99H198L197 98V95H199V94H197L195 97L193 96V94H194V92H192V93ZM230 92H231V90H230ZM235 92V91H234ZM233 92V93H234ZM2 93V92H1ZM16 93V92H15ZM19 93V92H18ZM54 93V92H53ZM60 93V92H59ZM130 93V92H129ZM162 93V92H161ZM168 93V92H167ZM199 93V92H198ZM232 93V92H231ZM231 93H230V95H231ZM263 93V92H262ZM3 94V93H2ZM13 94V93H12ZM19 94H21V93H19ZM40 94V93H39ZM48 94L46 95V97L45 98H47L48 97ZM209 94V93H208ZM214 94V92L212 93V95ZM5 95H8V94H5ZM4 95V96H5ZM11 94H9L8 96H10ZM31 95H32V93H31ZM54 95V94H53ZM124 95V94H123ZM137 95V94H136ZM163 95H164V93H163ZM171 95V94H170ZM195 95V94H194ZM204 95V94H203ZM212 95H209V96H212ZM3 96V95H2ZM2 96H0L1 98H2ZM12 96H14V99H15V96L16 95H12ZM20 96V95H19ZM19 96H18V100L20 101V99H21V97L19 98ZM32 96H34L35 97V95H32ZM40 96V95H39ZM38 96V97H39ZM41 96H42V94H41ZM50 96V95H49ZM60 96V95H59ZM58 96V97H59ZM108 96V95H107ZM128 96V95H127ZM138 96V95H137ZM206 97H207V95H205ZM205 96H204V98H205ZM208 96V97H209ZM234 95H231V97H233ZM237 96V95H236ZM236 96H234L233 97V99H231V104H229L230 106V108H234L233 110H234V115H235V113H237L236 114V116H234L235 118H237V115L239 114L238 112H241L240 111V109L242 108L241 106H240V108L238 107V104H240V103H238V101L235 103V101L237 100L236 99ZM260 96V95H259ZM25 97H26V95L24 96V99H25ZM30 97V96H29ZM28 97V98H29ZM34 97L32 98V99H34ZM44 97V96H43ZM94 97V96H93ZM142 97V96H141ZM174 97V96H173ZM178 97V96H177ZM182 97V96H181ZM185 97V96H184ZM128 98V97H127ZM134 98V97H133ZM187 98V97H186ZM211 98V97H210ZM216 98V97H215ZM13 99V100H14ZM40 98H38V100L37 101H41V100H39ZM41 99L43 100V98L41 97ZM212 99H214V96H213V98H211V100L210 99H208V101H212L211 102V105H210V103L209 102H207V106H214V105H212L213 103H214V101L212 100ZM222 99H224V97L222 98ZM234 99H236V100H234ZM9 100H11L10 99V97H9ZM26 100V99H25ZM29 100V99H28ZM27 100V101H28ZM35 100V99H34ZM33 100V101H34ZM46 100V99H45ZM97 100V99H96ZM100 100V99H99ZM132 100V99H131ZM186 100V99H185ZM205 100H206V98H205ZM229 100V99H228ZM256 100V99H255ZM261 100V99H260ZM19 101H17V99H16V102H19ZM22 101V100H21ZM20 101V102H21ZM30 101V100H29ZM36 101V102H37ZM98 101V100H97ZM168 101V100H167ZM196 101V100H195ZM225 101H226V99H225ZM234 101V102H233ZM257 101H258V99H257ZM256 101V102H257ZM4 103V98H3V100L0 102V103ZM7 102V101H6ZM24 102V101H23ZM32 102V101H31ZM35 102V101H34ZM43 102V101H42ZM189 102H190V104H189ZM218 102V101H217ZM15 103V102H14ZM26 103V102H25ZM25 103H22L21 102V106H23V104H25ZM33 103V102H32ZM38 103V102H37ZM129 103V102H128ZM184 103V102H183ZM193 103V104H192ZM205 103H206V101H205ZM230 103V102H229ZM234 103V104H233ZM238 103V104H237ZM9 104H10V102H9ZM9 104L7 103V105L9 106ZM11 104H13V103H11ZM19 104V103H18ZM29 104H30V102H29ZM34 104V103H33ZM153 104V103H152ZM178 104V103H177ZM182 104V103H181ZM198 104V103H197ZM234 106H233V105ZM1 106H2V104H0ZM3 105H5V104H3ZM16 106H20V105H17V104H15ZM26 105H27V103H26ZM201 105V104H200ZM252 105V104H251ZM0 106V107H1ZM16 106H13V107H16ZM10 107V106H9ZM8 107V108H9ZM176 107V106H175ZM180 107H181V105H180ZM189 107V108H188ZM196 107V106H195ZM210 107V108H211ZM221 107V106H220ZM219 107V108H220ZM35 108V107H34ZM42 108V107H41ZM197 108V107H196ZM209 108V109H210ZM219 108L217 107V109H215L217 112V114H218V112H219V114L218 115H220L221 116V114H222V112H224V111H220L219 110ZM14 109V108H13ZM12 109V110H13ZM18 109H20V108H18ZM158 109V108H157ZM187 109H189V110H187ZM199 109V108H198ZM212 109H213V107H212ZM225 109H227V107H225L224 108V110ZM22 110V109H21ZM180 110V109H179ZM190 110H192V111H190ZM201 110H203V109H201ZM206 110V109H205ZM214 110V111H215ZM221 110H222V108H221ZM238 110V111H237ZM254 110V109H253ZM0 111H2V113H3V111L4 110H1L0 109ZM61 111V110H60ZM149 111V110H148ZM226 111V110H225ZM237 111V112H236ZM14 112H15V110H14ZM26 112V111H25ZM199 112H200V109H199ZM202 113H200L201 114V117L203 116L204 117V113H203V111H201ZM209 112H213V110L211 111H209ZM220 112H221V114H220ZM227 112V111H226ZM255 113L257 112V110L256 111H254ZM213 113H215V112H213ZM215 113V114H216ZM227 113H229V112H227ZM5 114V113H4ZM16 114V113H15ZM15 114L13 115V116H15ZM61 114V113H60ZM182 114H184V111H182ZM195 114V113H194ZM206 114H208L207 112H206ZM217 114H216V116H217ZM242 114V113H241ZM253 115H252V117H253V119L254 120H261V119H263V117L264 116H262V115H260V114H258V112L256 113L259 117H262V118H260V119H258L259 117L256 115V114H254V113H252ZM1 115V114H0ZM12 115V114H11ZM92 115V114H91ZM185 115V114H184ZM211 115V114H210ZM214 115V114H213ZM223 115H226L227 116V118H225L226 116H223ZM222 116H223V118H219V116H218V118L217 119H219L218 121H221L222 120V122H224V120L226 121V120H228V118L230 119V116L231 115H228V114H226L225 112H224V114H223ZM6 116V115H5ZM105 116H106V114H105ZM207 115H205V117H206ZM221 116V117H222ZM258 118H257V117ZM11 117V116H10ZM16 117V116H15ZM182 117H183V115H182ZM185 117V116H184ZM202 117V118H203ZM204 117V118H205ZM210 117V116H209ZM231 117H233V116H231ZM238 117H240V116H238ZM12 118V117H11ZM149 118V117H148ZM215 118V117H214ZM257 118V119H256ZM50 119V118H49ZM206 119V118H205ZM221 119V120H220ZM234 121V124H236V120H238V122H239V124H241L240 123V120L241 119H234V118H232ZM231 119V120H232ZM104 120V119H103ZM174 120V119H173ZM198 120V119H197ZM150 121V120H149ZM251 121V120H250ZM9 122V121H8ZM152 122V121H151ZM233 122H232V124H233ZM238 122H237V124L236 125H238ZM260 122V125H263L264 126V124L262 123V121H258V122H255L254 121V130H256V129H258L260 126H259V124H256V123H259ZM6 123V122H5ZM198 123V122H197ZM207 123V122H206ZM12 124V123H11ZM53 124V123H52ZM224 124V127H223V129L225 128V129H227L228 127L225 125L226 124V122H224L223 123ZM135 125V124H134ZM235 125V126H236ZM257 125V126H256ZM52 126V125H51ZM93 126V125H92ZM95 126V125H94ZM241 126H242V124H241ZM252 126V125H251ZM262 126V127H263ZM69 127H71V126H69ZM227 127V128H226ZM229 127H230V125H229ZM262 127H260L259 128V130L262 128ZM231 128H233V126L231 127ZM242 128V127H241ZM251 127H248V129L246 128H242V129H240V127H239V131H241V130H245L244 132L243 131H241L242 132V135H243V133H244V135H243V137H246L245 136V133L247 132V131H249V129H250V131L252 132V129ZM67 129V128H66ZM122 129H123V127H122ZM222 129V128H221ZM223 129H222V131H223ZM224 129V130H225ZM43 130V129H42ZM176 130V129H175ZM228 130V129H227ZM227 130H225V131H227ZM232 130V129H231ZM253 130V131H254ZM100 131V130H99ZM115 131V130H114ZM225 131H223L224 133H225ZM238 131V133H240L241 134V132H239ZM258 131V130H257ZM260 131H262V129L260 130ZM263 131H264V129H263ZM53 132V131H52ZM84 132V131H83ZM131 132V131H130ZM125 133V132H124ZM177 133V132H176ZM239 134V135H240ZM253 134V133H252ZM262 134V133H261ZM130 135V134H129ZM209 135H210V133H209ZM209 135H207L208 137H209ZM212 136V138H210V140H208L207 139V136L206 135H204L202 138H204L205 139V137H206V140H208V142L210 143V145H213V147L214 146H216L217 145V147L218 146H220L219 144H217L218 142L219 143H222V141L221 140H219L218 139V136H215L214 137V134H211ZM254 135V134H253ZM252 135V137H254ZM241 136V135H240ZM103 137V136H102ZM175 137V136H174ZM214 137V138H213ZM248 138H249V136H247ZM260 137V136H259ZM262 137V136H261ZM95 138V137H94ZM202 138H201V140L199 141V142H203L202 144L204 145V142H205V140L203 141L202 140ZM220 138V137H219ZM251 138V137H250ZM255 138V137H254ZM135 139V138H134ZM219 140L218 142H215L214 143V140ZM224 139V138H223ZM237 139H239V138H237ZM237 139H235V140H237ZM242 139H246V138H242ZM256 139V138H255ZM259 139H261V138H259ZM91 140H93V139H91ZM125 140H127V139H125ZM131 140H132V138H131ZM150 140V139H149ZM152 140V139H151ZM211 140H212V143L213 144H211ZM226 140V139H225ZM243 140V141H244ZM242 141V140H241ZM247 141V140H246ZM250 141V140H249ZM131 142V141H130ZM195 142V141H194ZM193 142V143H194ZM207 141H206V143H208ZM236 142V141H235ZM238 142H240V141H238ZM10 143V142H9ZM72 143V142H71ZM100 143V142H99ZM167 143V142H166ZM186 143V142H185ZM198 142H196V143H194V146L195 147H197V144ZM200 143V145H199V143H198V147H200L202 144ZM209 143H208V145H204L203 147L204 148H212V147H209ZM237 143V142H236ZM254 143H256V141L254 142ZM261 143H262V141H261ZM74 145H75V142L73 143ZM72 144V145H73ZM82 144V143H81ZM85 144V143H84ZM110 144V143H109ZM161 144V143H160ZM223 144V143H222ZM11 145V144H10ZM77 145V144H76ZM105 145H106V142H105ZM108 145V144H107ZM165 145V144H164ZM182 145V144H181ZM31 146V145H30ZM101 146V145H100ZM160 146V145H159ZM183 146V145H182ZM192 145L190 144L189 146H186V148L187 147H191ZM193 146V147H194ZM237 146H239V145H237ZM241 146V145H240ZM72 147V146H71ZM177 147V146H176ZM13 148V147H12ZM12 148H11V150H12ZM22 148V147H21ZM82 148V147H81ZM174 148V147H173ZM215 148V147H214ZM236 148V147H235ZM80 149V148H79ZM97 149V148H96ZM98 149H100V147L98 148ZM182 150H180V148H179V150H176L175 149V151H169L171 154H166L167 156H166V158H162V159H164L165 161H163L164 163H162V165H158V164H156L158 161H157V159L159 160L160 159V157L159 158H157V157H155V156H157V155H155L154 157L155 158H157V159H155L154 157H152V158H154V159H152V161H150L151 160V157H147L146 155H145V153L144 154H142V155H145L147 158H150V159H147L149 162H153V163H155L156 161V163L155 164H153L152 166H149L150 167V170H147V172H146V164H147V162L148 161H146V163H145V165H144V170H143V166H141L142 165V163H143V161L141 160V162H140V159L141 158H145V156L144 157H142V155H141V152H140V155L136 152H134V151H129L130 149H127V152H122V153H120L119 155L117 154V155H113V157H112V154H109L110 156H111V158L109 157V156H106L107 154H105L104 153V157L106 156V161H105V159H102L103 157V153L101 154L102 156H100V151L99 150H96L95 152H93V150H92V152L93 153H88V155L86 154V155H83L82 157H81V155L80 154H77L76 156H74L75 158H73V157H71V158H73V159H71L70 161H69V165L67 166L68 168L70 167V168H72V171H74L75 172V174H74V172L72 173V176H73V174H74V176L76 177V178H78L77 180H80V182H81V184H80V182H79V184H76V182H75V184L72 186V184H71V182H70V184H71V187H73L72 188V190L70 189V194H72L73 195V199H75L76 198V196L77 195H79V197H80V200H81V198H93L94 200L96 199L97 200V198H98V202H100L101 204L99 205V203L98 202H95L94 200V202L95 203H97V205L96 206H94L93 204H92V210L91 211H93V212H95V218H96V220H94L93 219V216L94 215H90V214H93V212H91V211H89V210H87V212L88 213H90L89 214V216H91L92 218L91 219H93V221L92 222H94V224H99V226L97 225V226H95V227H97L98 228V231L96 232V231H94V229L96 230V228H93V231H94V233H93V231H90V230H92V227H94V226H91V224L92 223H90L89 224V226L90 227H88V224H87V228H91V229H88L90 232H92V234L91 233H89V234H91V236L93 235V234H98L97 236L96 235H93L94 237H99V236H101V238L99 239H97L98 241L100 240H102L100 243L97 241V243H96V240L93 238V237H91V236H89V234H88V232H87V230H84V228H85V222H84V224L85 225H83V222H81L82 224H79V221H77V222H75L76 220H74V221H70L71 222V224H69V226H67L66 225V227L68 228H66V232H64L63 234H62V237H61V240H60V242H62L61 244H60V246L65 250V248L68 250L69 248H73L74 249V247H75V250H76V246H83V245H85V246H83V247H85L87 250L86 251H84V252H88V253H90L91 251H92V253H94V254H96V256L94 257L93 255H92V253H90V257H86L85 256V258H91L90 259V263H85V262H88V259H85V262L83 261V263L82 262H79V263H81V264H110L109 262H107V260L108 259H110V258H108V257H110V256H108V255H106V254H104V250L106 249V252H107V250H108V252H109V254H110V251L109 250H111V249H116V250H119L118 251V253H115V252H117L116 250H115V254H113L112 252V255H111V257L112 256H115L116 254V256L118 257V256H120V257H122L121 259L122 260H124V264H129V263H132L128 258L130 257H127V254H129V252L126 254V253H123V251H120V249H122L123 248V246H122V244L124 245V251H126V245L125 244H127L126 243V241L124 240V239H122L121 237V234L120 235H118L116 232H120L118 229L121 227H118V225H119V223L117 222V227H116V225H114V224H116L115 223V221L117 220V219H115V218H113V216H111V218H113V219H115V221L112 223V221H111V224L109 223L108 224V226L110 227V229H112V227H115L114 229L115 230H118V231H115L114 233H111V232H109L110 231V229H109V227L107 226L106 227V225H105V222H106V220H109L110 221V219L111 218H109V215H107L106 213V216L108 217H105V219H104V217H103V211H104V209H105V211H107V212H109L108 214H111V215H113L114 213L116 214V216H117V211H118V209L117 210H115V212H113L114 210H107V208L105 207L104 208V206H106V202L104 203V201L107 199V197H109V196H107L106 197V194L107 193H112L113 192V187L112 186H114L115 184H116V186H114L115 188L114 189H116V191H114V193H116V195L115 194H112V195H115L116 197H115V199H114V202L116 203V202H119V203H121V201H125V200H130V202H128V204L130 203V205L131 204H134V206H138L139 205V203H143L141 206V210L143 209H145L146 210V212H148V214H145V216H144V214H142L141 216H139L141 213H139V215H137V212L136 211H133L134 212V214L136 213V215H135V217H132V218H136V217H138V222H137V220H135L137 223H138V225H136V224H130L131 225V227H133L134 225V230H135V232L136 233H139V234H137V235H141V231H146L147 232V230H149L148 231V233H146L147 234V236L152 232V233H154V234H156V233H158L160 230H161V232L160 233H164L165 234V232H162V231H170L169 233L171 234V233H175V235L177 236V240H175V239H172L173 237L172 236H174V234H169L170 236H168V237H162V236H164L163 234H157V235H155L154 236V234H153V238L154 237H156V239H157V241H158V243H157V241H156V239H154L155 241H154V243H153V240L152 241H150V239L151 238H149L148 237V241H150V242H152L154 245H152V243H149L150 244V246L152 247L151 249L149 248L150 246H149V244H148V248L150 249V250H148L149 252H151V250H154L155 248H157L156 250H157V252H160L159 254H161L162 253V251H160V250H163L164 251V249L166 248L167 249V252L170 250V248H171V250L170 251H172L173 252V254H172V252H170L173 256H176V254L178 253L177 251H179L180 250V248H182L181 249V253L179 254V255H181V257L183 256V255H185V254H183L182 253V250H184V242H185V240H184V237H185V233L182 235V234H176V233H181V231L180 232H177L176 231V228L177 227H179L180 226V230H181V228H182V230H183V226H185L184 225V222H185V220H184V199H185V191H184V175L183 174H185V173H183L182 174V172H184V169H185V162H184V155H185V153H184V148H181ZM191 149V148H190ZM221 149V148H220ZM262 148H260V150H261ZM6 150V149H5ZM10 150V149H9ZM17 150H18V148H17ZM85 150V149H84ZM109 150V149H108ZM187 150V149H186ZM198 150V149H197ZM196 150V151H197ZM219 150V149H218ZM3 151V150H2ZM8 151V150H7ZM15 151V150H14ZM76 151H78V150H76ZM86 151V150H85ZM106 151V150H105ZM126 151V150H125ZM215 151H216V149H215ZM239 151H240V149H239ZM257 151V150H256ZM13 151H11V152H8V153H12ZM70 152V151H69ZM104 152V151H103ZM199 152V151H198ZM229 152V151H228ZM260 152V151H259ZM4 153V152H3ZM71 153V152H70ZM87 153V152H86ZM108 153V152H107ZM215 153H217V151L215 152ZM227 153V152H226ZM1 154V153H0ZM162 154H163V152H162ZM165 154V153H164ZM214 153H212V155H213ZM223 154H225V153H223ZM228 154V153H227ZM261 154V153H260ZM9 155H11V154H9ZM22 155V154H21ZM221 155V154H220ZM229 155H231V153H229ZM245 155V154H244ZM12 156H14V153H12ZM80 156V157H79ZM164 156V155H163ZM216 156V155H215ZM11 157V156H10ZM22 157V156H21ZM78 157V158H77ZM102 157V158H101ZM110 159V160H108V158ZM222 157V156H221ZM225 157H227V156H224V158ZM238 157H240V156H238ZM237 157V158H238ZM19 158V157H18ZM69 158V157H68ZM208 158H210V157H208ZM231 158V157H230ZM241 158V157H240ZM240 158H238L237 160L239 161V159ZM261 158V157H260ZM13 159V158H12ZM35 159V158H34ZM146 159V158H145ZM219 159H221V158H219ZM226 159H229V156L226 158ZM15 160V159H14ZM17 160V159H16ZM101 160H104L105 162H106V164H105V162L104 161H101ZM113 160V161H112ZM155 162H154V161ZM213 160V159H212ZM108 161H110V162H113L114 164H115V169H117L118 171H120V172H122V173H120V172H118L117 174H125V175H123L124 176V178H125V180H121L120 178V180L119 181H117V178L120 176H118L117 178H113V177H110V176H108L107 174H105L104 172H102L103 171V169H101L100 168V166H101V164H103L102 162H104V165L103 166H105V165H107V166H110V162H108ZM162 161H159L160 163L162 162ZM214 161V160H213ZM222 161V160H221ZM244 161V160H243ZM248 161V160H247ZM264 161V160H263ZM9 162V161H8ZM59 162V161H58ZM194 162H196V161H194ZM223 163V165L225 166L226 164L228 165V169H229V171L231 170V169H233V168H231L230 169V167H231V165L229 164V161H222ZM230 162H231V160H230ZM232 162H234V160H232ZM242 160L240 159V164H241V166H242ZM245 162V161H244ZM244 162H243V165H244ZM13 163V162H12ZM11 163V164H12ZM112 163V164H113ZM246 163V162H245ZM249 163V162H248ZM248 163H246L245 165L246 166H248L247 164ZM260 163H261V161H260ZM10 164V163H9ZM10 164V165H11ZM109 164V165H108ZM113 164V165H114ZM150 164V163H149ZM237 164H238V162H237ZM264 164V163H263ZM112 165V166H113ZM227 165L225 166V168L227 167ZM232 165H234V163H232ZM2 166V165H1ZM63 166H65V165H63ZM250 166V165H249ZM248 166V167H249ZM258 166V165H257ZM102 167V166H101ZM233 167H235V169H236V167L238 168V167H240V165L238 166H233ZM62 169H64V167L62 168ZM207 169V168H206ZM227 169V168H226ZM59 170H61V169H59ZM138 170H140V171H138ZM143 172H145V175L146 176H144V174L142 173V171ZM187 170V169H186ZM234 170V169H233ZM231 171V172H234V171ZM253 170V169H252ZM66 171V170H65ZM71 171V172H72ZM149 171V172H148ZM151 171H153L152 172V174L154 173V172H157V173H155V174H153V177H151ZM60 172V171H59ZM69 172V171H68ZM70 172V173H71ZM134 173H138V175L141 177V181L139 182V184H137V185H135L136 183H134V182H136V181H138V177L136 176V174H134ZM141 173V174H140ZM146 173H148V174H146ZM204 173V172H203ZM236 173H239L238 171L236 172ZM142 174H143V179L144 178H149L150 179V177L151 178H153L154 180L156 179V178H158V179H156V180H159V187L158 186H156V187H154V188H156V191H157V189H158V193L156 194L155 192H154V196H155V194L157 195L156 197H153V193H151L152 195V197L151 196H149L148 194L149 193H147L148 191L149 192H151V190H152V187H151V184L153 183V182H155V183H157V181H154V180H152V179H150V180H152V182H150L151 184L149 185V184H146V180L144 179V180H142ZM249 174H251V173H249ZM60 176H61V174H59ZM78 177H77V176ZM116 175V174H115ZM135 175V176H134ZM154 175L156 176V178L154 177ZM234 175V174H233ZM238 175V174H237ZM246 176H249V175H247V172H246V174H245ZM244 175V176H245ZM252 175V174H251ZM8 176V175H7ZM66 176V175H65ZM73 176V177H74ZM117 176V175H116ZM243 176V178H244V180H243V182L246 180V182L248 181V182H250L249 181V177H251V176H249L248 178V180L247 179H245L246 178V176L244 177ZM257 176V175H256ZM63 177V176H62ZM71 177V176H70ZM74 177V178H75ZM72 178V177H71ZM74 178L73 179H71V180H74ZM123 178V179H124ZM212 178V177H211ZM209 179V178H208ZM235 180V179H234ZM254 180V179H253ZM120 181L122 182V183H120ZM148 181V180H147ZM119 182V183H118ZM232 182V181H231ZM251 182H252V178H251ZM3 183H5V182H3ZM78 183V182H77ZM138 183V182H137ZM224 183V182H223ZM233 183V182H232ZM235 183V182H234ZM2 184V183H1ZM1 184H0V187H1ZM225 184V183H224ZM227 184V183H226ZM241 184V183H240ZM246 184V183H245ZM248 184V183H247ZM246 184V185H247ZM79 186V187H74V186ZM119 185V186H118ZM141 185V186H140ZM153 185V184H152ZM229 185V184H228ZM231 185V184H230ZM251 185V184H250ZM253 185H254V183H253ZM21 186H22V184H21ZM63 186V185H62ZM68 186H70V185H68ZM120 187V189L118 188V187ZM150 186V187H149ZM227 187V185H224V187ZM243 186H244V184H243ZM252 186V185H251ZM260 186V185H259ZM117 187V188H116ZM140 187H141V189H140ZM10 188L11 187H9L8 189L10 190ZM21 188V187H20ZM76 190H75V189ZM80 190V192L79 193H77V191H78V189ZM138 188V189H137ZM147 188H151V189H147ZM216 188V187H215ZM19 189V188H18ZM65 189V188H64ZM118 189H119V192H117L118 191ZM226 189V188H225ZM143 190V191H142ZM224 190V189H223ZM0 191H2V190H0ZM58 191V190H57ZM139 191H142V192H139ZM147 191V192H146ZM153 191H155V190H153ZM235 191V190H234ZM260 191H261V189H260ZM10 192V191H9ZM62 192V191H61ZM76 194H74V193ZM139 192V193H138ZM226 192V191H225ZM252 192V191H251ZM235 193V192H234ZM3 194H4V192H3ZM10 194V193H9ZM64 194V193H63ZM254 194V193H253ZM69 195V194H68ZM111 195V194H110ZM191 195H193V194H191ZM247 195V194H246ZM13 196V195H12ZM64 196V195H63ZM75 196V197H74ZM106 197V199H105V197ZM7 197V196H6ZM14 197V196H13ZM16 197V196H15ZM62 197V196H61ZM70 197L72 198V196L70 195ZM16 198H18V197H16ZM69 198V197H68ZM102 198H103V200L104 201H102ZM135 198H138L137 200H134ZM57 199V198H56ZM100 199H101V201H100ZM133 199V200H132ZM142 199H144V200H142ZM214 199V198H213ZM253 199V198H252ZM14 200V199H13ZM77 200V199H76ZM139 200H141L140 202H138ZM12 201V200H11ZM10 201V202H11ZM15 201V200H14ZM17 201V200H16ZM83 201V200H82ZM85 201V200H84ZM87 201H89L88 199H87ZM143 201V202H142ZM191 201V200H190ZM79 202V201H78ZM103 202V203H102ZM215 202V201H214ZM71 203H73L72 202V200H71ZM145 203V204H144ZM9 204V203H8ZM47 204V203H46ZM52 204V203H51ZM84 204V203H83ZM104 204V206H102ZM127 204V205H128ZM159 204H161V205H163L162 207H160L161 205H159ZM11 205V204H10ZM109 205V204H108ZM122 205V204H121ZM126 205V206H127ZM147 205L148 207H150L149 208V210H150V213H149V210H148V208L146 209V208H144L145 206ZM60 205H58V207H59ZM80 206V205H79ZM90 206H91V203H90ZM100 206H101V208H100ZM125 206V205H124ZM194 207V206H193ZM89 208V207H88ZM127 208V207H126ZM125 208V209H126ZM135 208H137V207H135ZM15 209V208H14ZM53 209V208H52ZM78 209V208H77ZM110 209V208H109ZM124 209V208H123ZM138 209V208H137ZM231 209V208H230ZM18 210V209H17ZM59 210V209H58ZM103 210V211H102ZM131 210H133V209H131ZM131 210L129 211V212H131ZM19 211V210H18ZM49 211V210H48ZM60 211V210H59ZM67 211V210H66ZM85 211V213H86V210H84ZM121 211V210H120ZM123 211V210H122ZM128 211V210H127ZM153 211V212H152ZM17 212V211H16ZM65 212V211H64ZM113 214H112V213ZM139 212V211H138ZM216 212V211H215ZM4 213V212H3ZM3 213H1V214H3ZM7 213V212H6ZM50 213H52V212H50ZM62 213V212H61ZM74 213V212H73ZM99 213H101V214H99ZM132 213V212H131ZM131 213H128V214H131ZM153 213V214H152ZM57 214V213H56ZM99 215V217L97 216V215ZM114 214V215H115ZM123 214V213H122ZM6 215V214H5ZM88 214H85V216L88 218L89 216H87ZM100 215L103 217V219H99V218H102V217H100ZM147 215L150 217V215H151V220H149L148 218H145V217H147ZM2 216H4V215H2ZM13 216V215H12ZM61 216V215H60ZM71 216V215H70ZM97 216V217H96ZM123 216V215H122ZM132 216V215H131ZM134 216V215H133ZM142 216H144V217H142ZM4 217H6V216H4ZM9 217V216H8ZM63 217V216H62ZM82 217V216H81ZM118 217V216H117ZM116 217V218H117ZM120 217H121V215H120ZM124 217V216H123ZM126 217H129V215H127V216H125V218ZM75 218V217H74ZM79 218V217H78ZM90 219V220H91ZM179 219V220H178ZM25 220V219H24ZM50 219H48V221H49ZM97 220H105V222L104 223H102V226H100L101 224L99 223V221H97ZM119 220H122L121 218H119ZM134 220H133V223H135L134 222ZM52 221V220H51ZM108 221V222H109ZM123 222L125 221V223H127V221L123 218V220H122ZM129 221L132 223V219H129L128 220V223H129ZM47 222V221H46ZM96 222V223H95ZM147 222H149V224H151L152 223V225H153V227L151 226V225H147V223L145 224V223ZM48 223V222H47ZM47 223H45V224H47ZM127 223V224H128ZM140 223V224H139ZM141 223H143V224H141ZM1 224V223H0ZM107 224V223H106ZM124 224V223H123ZM63 225H64V223H63ZM105 225V226H104ZM114 225V226H113ZM125 225V224H124ZM140 225V226H139ZM179 225V226H178ZM51 226V225H50ZM81 226H83V227H81ZM126 226V225H125ZM139 226V227H138ZM146 229H144L143 227ZM6 227V226H5ZM101 227V228H100ZM56 228V227H55ZM83 228V229H82ZM116 228H118V229H116ZM149 228V229H148ZM106 229H109V231H107ZM114 229H112V231H114ZM20 230V229H19ZM82 230H84V232L82 231ZM120 230H123V228L121 229L120 228ZM28 231H30V230H28ZM32 231V230H31ZM14 232V231H13ZM18 232V231H17ZM24 232V231H23ZM124 232V231H123ZM122 232V233H123ZM150 232V233H149ZM58 233V232H57ZM115 233L117 234L116 236H115ZM126 232H124L123 234H125ZM182 233H183V231H182ZM168 234V233H167ZM23 235V234H22ZM39 235V234H38ZM136 235V236H137ZM182 235V236H181ZM0 236H1V234H0ZM138 236V237H139ZM144 236V237H143ZM143 236L141 235L139 238L138 237H136V238H138L139 240L141 239H145V234L143 233ZM157 236H159L158 238H157ZM179 236V237H178ZM90 237H91V239H90ZM127 237V236H126ZM125 237V239H127ZM150 237H151V234H150ZM175 237V236H174ZM59 238V237H58ZM152 238V239H153ZM9 239V238H8ZM7 239V241H9V240H11L12 239V237H11V239H9L8 240ZM21 239V238H20ZM19 239V240H20ZM94 239V240H93ZM114 239H116V242L120 245V246H122V248L120 247V246H118V245H116V246H113L112 244H114V243H112L113 241H114ZM172 239V240H171ZM140 240V241H141ZM147 240V239H146ZM169 240L171 241L170 242V244H171V246H170V244H169ZM173 240H175L174 242H172ZM3 241V240H2ZM139 241V242H140ZM148 241H146V243L148 242ZM58 242V241H57ZM115 242V243H116ZM143 242H144V240H143ZM10 243V242H9ZM33 243H34V241H33ZM32 243V244H33ZM38 243V242H37ZM116 243V244H117ZM145 243V242H144ZM143 243V244H144ZM146 243H145V245H146ZM156 243V244H155ZM79 244V245H78ZM142 244V243H141ZM140 244V245H141ZM158 244L160 245V247H162V248H159V246H158ZM172 244H175V246H173L172 247ZM18 245V244H17ZM100 245V246H99ZM112 245V246H111ZM156 245H157V247H156ZM162 245V246H161ZM68 246V247H67ZM109 246V248H107V247ZM113 247V248H111V247ZM117 246L120 248H118L117 249ZM128 246H129V244H128ZM132 246V247H131ZM131 246H129L130 248H133L134 246L133 245H131ZM143 246V245H142ZM141 246V247H142ZM147 246V245H146ZM166 246H170L169 247V249H168V247H166ZM11 248L10 249H12V246H10ZM18 247H19V245H18ZM106 247V248H105ZM114 247H116V248H114ZM138 247H139V243H138ZM143 247H145V246H143ZM153 247H155V248H153ZM180 247V248H179ZM22 248V247H21ZM24 248H26L27 249V247H24ZM23 248V249H24ZM37 248V247H36ZM79 248V247H78ZM77 248V249H78ZM85 248H83V249H81V250H84ZM111 248V249H110ZM164 248V249H163ZM177 248V249H176ZM32 248H29V250H31ZM158 249H160L159 251H158ZM179 249V250H178ZM34 250H36V249H34ZM71 250V249H70ZM69 250V251H70ZM139 250V249H138ZM174 250H176V252L177 253H175L174 252ZM73 251V250H72ZM111 251H113V250H111ZM135 251H136V249H135ZM148 251H145V255H146V252H147V254L149 253ZM34 251H32V253H33ZM44 251L42 250V253H43ZM105 252V253H106ZM107 252V253H108ZM131 252V251H130ZM142 252V251H141ZM153 252V251H152ZM165 252H166V250H165ZM166 252V253H167ZM184 252V251H183ZM61 253V252H60ZM66 253V252H65ZM121 253V254H120ZM133 253V252H132ZM165 253V254H166ZM185 253V252H184ZM26 254H28V256H29V252H26ZM66 254H70V252L69 253H66ZM76 254H77V252H76ZM80 254V253H79ZM120 254V255H119ZM154 253H152V256H155V255H153ZM32 254L30 253V256H31ZM43 255V254H42ZM42 255H41V258H42ZM83 255V254H82ZM91 255H92V257H91ZM104 255H106V256H104ZM149 255H150V253H149ZM169 255V254H168ZM171 255V259L170 260H168V258H167V260H166V263L168 264H170V262H171V264L172 263H174L177 259H176V257H178V256H176L175 258L173 257ZM28 256H23V255H21V253L19 254H16L15 256H12V260L10 261V263H7V264H28V261H27V257ZM38 256V255H37ZM40 256V255H39ZM63 256H64V253H63ZM72 256V255H71ZM87 256H88V254H87ZM219 256V255H218ZM36 257V256H35ZM45 257V256H44ZM66 257V256H65ZM94 257V258H93ZM104 257H106V258H104ZM145 257V256H144ZM148 257V256H147ZM156 257V256H155ZM168 257V256H167ZM180 256L178 257V260H179V263L178 264H180V262L182 263V264H184V256L181 258ZM31 258L33 259V257L31 256ZM30 258V259H31ZM40 258V257H39ZM69 258V257H68ZM116 258V257H115ZM132 258V257H131ZM182 260H181V259ZM31 259V260H32ZM38 259V258H37ZM106 259V260H105ZM121 259L120 260H118V258H117V260H113L114 262H112V263H115V261H121ZM150 259H152V258H150ZM155 259V258H154ZM161 259V258H160ZM159 259V262L158 263H160L161 264V260ZM219 259V258H218ZM217 259V260H218ZM39 260V259H38ZM37 260V261H38ZM173 260H175L174 262H173ZM3 262L4 261V259L2 260L1 258H0V262ZM110 261V260H109ZM152 262L151 263H153V264H157L156 262H154L153 261V259L151 260ZM157 261V260H156ZM170 261V262H169ZM1 262V263H2ZM77 262V261H76ZM107 262V263H106ZM178 262V261H177ZM0 263V264H1ZM31 263V261L29 262V264ZM32 263H33V261H32ZM38 263V262H37ZM42 263V262H41ZM41 263H39V264H41ZM45 263V262H44ZM111 263V264H112ZM120 263V262H119ZM134 264H135V262H133ZM2 264H4V263H2ZM6 264V263H5ZM34 264H35V260H34ZM77 264H78V262H77ZM175 264H177L176 262H175Z\"/></svg>",
    "mask_w": 264,
    "mask_h": 264
}]
</instances>
